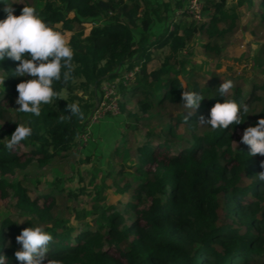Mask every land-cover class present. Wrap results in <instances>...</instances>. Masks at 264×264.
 Returning a JSON list of instances; mask_svg holds the SVG:
<instances>
[{
	"label": "trees",
	"instance_id": "16d2710c",
	"mask_svg": "<svg viewBox=\"0 0 264 264\" xmlns=\"http://www.w3.org/2000/svg\"><path fill=\"white\" fill-rule=\"evenodd\" d=\"M11 3L13 15H19L28 4L45 23L70 32L67 39L73 50V70L67 82L53 83L58 97L42 104L40 115L33 116L15 109V85L31 77L12 75L18 61H0V75H8L3 91L0 89V121L4 120L0 123V199L16 198L15 206L23 216L19 220H24H0V252L7 257L5 264H17L15 237L22 228L34 225L52 237L45 259L60 264H264V182L257 180V173L264 170V156L247 155L248 146L240 142L243 129L264 116V80L229 76L233 88L228 98L247 103L253 113L245 114L240 124L213 130L201 125L198 118L200 114L207 117L213 102L222 97H205L185 123L179 79L161 78L184 44L195 36L204 40L202 51L207 58H219L238 29L239 7L245 5L249 11L251 35L263 37L264 0H236L234 4L203 0L201 10L209 13L207 20L190 17L185 12L186 0L175 1L182 8L177 20L168 14V2L157 0ZM5 16L0 11V19ZM87 21L93 25L85 33ZM153 23H164L155 35L149 28ZM166 46L170 56L148 71L152 51ZM253 62L257 73L264 72V40ZM135 67L138 71H133ZM122 70L133 71L134 82L130 87L120 85V102L122 97L134 98L137 107L125 111L123 102L119 103L124 124L117 146L108 151L109 158L119 157L133 144L129 133L140 128L145 131L133 155L127 156L125 167L114 177L109 170L105 175L104 186H114L115 201L105 203L95 218L69 225L61 211L69 207L60 179L43 185L38 174L62 170L71 160L76 138L85 131L102 97V82L112 83ZM217 75L212 72L205 87L193 81L187 89L214 95L222 82ZM73 102L80 105L79 115L68 113L66 103ZM110 117L115 116L105 113L97 125L113 119ZM16 123L30 126L32 134L8 150L4 144ZM181 124L183 131L177 133ZM90 133L89 146L97 135L93 129ZM28 180L35 186L42 184L35 198L27 194Z\"/></svg>",
	"mask_w": 264,
	"mask_h": 264
},
{
	"label": "rangeland",
	"instance_id": "374dc122",
	"mask_svg": "<svg viewBox=\"0 0 264 264\" xmlns=\"http://www.w3.org/2000/svg\"><path fill=\"white\" fill-rule=\"evenodd\" d=\"M22 1L23 0H20V3H22ZM170 1L168 2V14H173L174 20H177L181 18L182 8H178L175 5V1ZM41 2L42 1H40V3ZM160 2H164V0H160ZM229 2L234 4L236 0H229ZM202 3L203 0L201 1V6ZM237 13L239 15L238 29L232 39H230L228 45L222 48L219 58H207L202 51V43L204 40L195 36L194 39L184 44L183 48L180 50V54L176 58V62L173 65L170 64L167 66V72L164 76L162 75L161 78L163 79L165 76L177 77L180 83L185 85L186 88L189 87L190 83L193 81L200 82V84L204 86L211 78L212 72H216L221 81L228 79L229 76H239L247 80L258 77L264 80V72L257 73L254 70L255 65L253 62V55L264 40V32L262 33L263 37L260 36L257 38L251 35L249 31L250 15L245 5L239 7ZM208 14L209 13H202L201 18L207 20ZM168 21L169 19L167 22ZM92 23L89 21L85 22V33L89 31L93 25ZM163 24L153 23L149 28L155 35L163 29ZM144 26L146 27V25ZM219 26L221 27L224 25L220 23ZM53 28L64 34L66 38L70 34L69 31H60L58 26H53ZM165 56H170V49L168 46L160 50L152 51L150 59L146 64L147 70L151 71L157 69ZM133 71H138V68L135 67ZM133 71H118V76L114 78L111 83L114 84L118 96L117 100L115 99L111 104V106H117L110 113L115 117H110L113 119H108V121H101L98 125L99 119L104 115H101L98 119H88L89 126L86 127L88 132L80 133L76 138V140H78V137L81 135L82 141H87L81 143H79V140L77 141V145L75 146L76 152H74L71 160L68 161L64 168L62 170L55 168L52 170L48 169L45 174H38V178L43 185L47 184V182L54 181L55 178L56 180L60 179L59 186L62 187V194L65 196L66 205L69 207L68 209H61V211H63L64 219L69 222V225L83 219L89 221L95 218L100 208H102L105 203L112 204L115 201L114 186H104L103 180L105 175L109 170L110 176L114 177L113 174L125 167L127 156L133 155L134 146L139 143V139L145 131L143 128H140L139 130L129 133L127 137L130 138L132 136L133 144L123 149L119 157L114 156L113 158H109L108 151L117 146L120 140V138H118V133H120V130L122 131V125L124 124V111H119V103L123 102L125 111L134 110L135 107H137L136 99L134 98L128 100L122 97L120 102V94L118 91L120 85L129 87L132 85L134 82ZM102 84H104V82H102ZM76 92L78 94L81 93L78 89H76ZM230 95L231 90L226 94V98ZM62 96L66 97V93L62 92ZM0 122H4V120ZM96 125L97 127L93 128V126ZM92 129L97 135L94 138L96 139L95 142H91L90 140L92 144L89 146L88 137L91 134L89 131ZM182 131L183 124L179 125L177 133H181ZM128 143L129 141H127L125 145H128ZM17 178L19 179V177ZM27 184L29 186L27 194L31 198H35L42 184H40V187L39 185L35 186L30 180L27 181ZM15 203L16 198L11 195L4 199H0V220L9 217L10 219L19 221L22 215L16 208ZM41 204L42 199L38 200V205L41 206ZM112 253L115 254L116 251L112 250Z\"/></svg>",
	"mask_w": 264,
	"mask_h": 264
},
{
	"label": "clouds",
	"instance_id": "9594fccd",
	"mask_svg": "<svg viewBox=\"0 0 264 264\" xmlns=\"http://www.w3.org/2000/svg\"><path fill=\"white\" fill-rule=\"evenodd\" d=\"M0 5H2L0 11L6 13L5 18L0 19V61L5 58L18 61L12 75L31 77L15 85L18 93L15 97L18 107L15 109L21 113L39 116L41 105L52 103L58 97V92L53 89V83L61 79L67 82L70 79L73 70L71 63L73 50L64 34L45 23L33 6L25 4L19 15H13L11 0H0ZM25 53L28 54L27 58ZM6 76L8 75H0L2 91ZM179 87L182 89L180 104L185 110L181 116L185 123L189 122V115L199 108L205 97L211 98L216 95L222 97V100L213 102L208 109L207 117L199 115L198 122L201 125H208L213 130H222L240 124L245 119V114L253 113L250 112L247 103L238 104L232 98H225L233 88L230 79L223 80L214 95L187 89L183 84ZM66 108L72 115H79L81 111L80 105L76 102L66 103ZM31 134L30 126L16 123L4 146L8 150H14L16 145ZM240 142L248 146L247 155L264 156V116L257 117L254 125L243 129ZM261 167L264 168V161H261ZM257 180L264 182V170L257 173ZM21 221L24 220L16 222ZM51 238V235L39 225L22 228L15 237L19 244V248L13 253L17 264H60L58 260L45 259L48 256ZM6 259L3 252H0V264H5Z\"/></svg>",
	"mask_w": 264,
	"mask_h": 264
},
{
	"label": "built area",
	"instance_id": "2783aa9c",
	"mask_svg": "<svg viewBox=\"0 0 264 264\" xmlns=\"http://www.w3.org/2000/svg\"><path fill=\"white\" fill-rule=\"evenodd\" d=\"M185 12L190 17H192L193 19L199 20L201 18V0H186ZM101 89L103 92L102 97H101L100 101L96 104V108H95L94 112L90 115V118H89L90 120L91 119H98L101 117V115H104L107 112L111 113L112 110L117 107L116 105H112L113 108L111 106L113 101L115 99L117 100V98H118L117 93L115 91L114 84L104 82V84L101 85ZM87 126H89V123ZM86 127H85V131H83L82 133L88 132L86 130ZM80 136L78 137L79 143L87 141V140L82 141Z\"/></svg>",
	"mask_w": 264,
	"mask_h": 264
},
{
	"label": "crops",
	"instance_id": "0c3cea01",
	"mask_svg": "<svg viewBox=\"0 0 264 264\" xmlns=\"http://www.w3.org/2000/svg\"><path fill=\"white\" fill-rule=\"evenodd\" d=\"M160 1V0H157ZM170 0H164V2H169ZM172 1H177V0H172ZM171 2V1H170ZM101 132V131H100Z\"/></svg>",
	"mask_w": 264,
	"mask_h": 264
}]
</instances>
